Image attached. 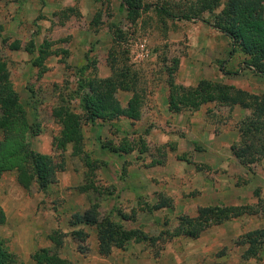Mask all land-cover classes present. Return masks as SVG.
Returning a JSON list of instances; mask_svg holds the SVG:
<instances>
[{
  "label": "rangeland",
  "instance_id": "obj_1",
  "mask_svg": "<svg viewBox=\"0 0 264 264\" xmlns=\"http://www.w3.org/2000/svg\"><path fill=\"white\" fill-rule=\"evenodd\" d=\"M194 1L142 0L149 8L133 18L120 0H82V15L75 5L68 17L56 12L42 37L58 44L52 48L59 52L60 67L54 59L46 61L44 75L37 73L39 67L32 73L15 66L7 46H0L27 121L39 129L28 138L33 151L51 154V138L60 128L51 112L61 107L80 112L84 88L78 89V79L109 76L111 48L136 72L142 98L138 120L120 117L83 125L80 144L65 147L64 170L44 191L34 186L23 190L13 172L1 176L0 201L7 195L10 209H4L8 220L0 227V239L16 264H34L29 255L51 247L46 236L53 230L63 234L55 253L69 264H264V240L257 243V237L250 246L245 237L264 227V160L243 167L229 151L238 141L237 123L250 111L216 102L197 109L181 105L176 113L167 108L171 85L193 89L206 81L264 95V77L243 65V55L231 52L227 37L198 19L177 17ZM200 16L210 21L209 13ZM22 38L26 44L28 34ZM129 97L128 92L116 93L122 106ZM84 186L88 190L79 192ZM161 201L168 205L152 209ZM92 205L99 220L138 229L148 242L131 239L99 255L95 228L68 223L72 214ZM203 207H249L254 212L211 225L197 238L171 235L179 216L193 219ZM73 230L85 232L83 242L72 238Z\"/></svg>",
  "mask_w": 264,
  "mask_h": 264
},
{
  "label": "trees",
  "instance_id": "obj_2",
  "mask_svg": "<svg viewBox=\"0 0 264 264\" xmlns=\"http://www.w3.org/2000/svg\"><path fill=\"white\" fill-rule=\"evenodd\" d=\"M126 13L132 18L144 6L142 0H120ZM217 13H213L215 9ZM161 8H157L160 11ZM74 12L73 8H64L60 14L66 17ZM209 13L210 21L203 19L200 14ZM166 16L170 14L163 10ZM68 14V15H66ZM99 18L100 14L95 15ZM178 18L198 19L219 33L227 37L231 44V52L238 50L243 55V65L255 74L264 77V0H196L181 13ZM98 21V20H97ZM95 24L97 22H94ZM8 49L16 50L17 41L7 45ZM28 52H32L33 45H25ZM50 43L43 41L37 48V56L32 65L43 72V61L50 55ZM115 50V49H114ZM113 48L108 51L107 63L110 75L104 78L84 77L78 79V89L84 92L78 98L79 113L68 108H58L51 112L59 125L58 133L51 138V154L33 151L28 138L36 136L39 129L27 121L25 110L19 102L18 95L9 77L7 62L0 56V178L4 173L13 172L16 183L24 190L34 186L44 191L56 181V175L64 170L63 152L68 144L77 148L82 139L83 125H93L97 121L109 122L117 118L130 121L139 119L142 98L137 90L138 76L124 58L116 56ZM62 54H67L61 50ZM37 74V76H38ZM118 91L130 93L124 106L116 98ZM216 102L223 105H238L248 109L250 114L237 123L238 141L229 147L231 155L239 165H249L264 159V95H252L214 82L202 81L193 89H184L171 85L167 96L168 111L176 113L181 105L197 109L203 103ZM111 152L119 153L120 148L103 146ZM88 186L78 187L79 192L88 190ZM168 203L161 201L152 206L159 209ZM148 210V207H147ZM251 214L249 207H203L198 208V216L188 219L178 217V224L171 232L172 236L197 238L206 228L218 225L230 218L241 216L242 213ZM4 222V215L0 210V224ZM69 226H90L95 228L97 253L106 256L111 248H121L129 240L147 241L148 237L138 229L125 230L107 218L98 219L96 206L74 213L69 218ZM72 238L79 243L86 238L85 232L73 230ZM63 234L57 230L47 234L46 239L50 248H39L33 251L29 258L34 264H69L60 258L55 250L62 244ZM248 245L251 246L257 237V243L264 240V227L245 234ZM252 237V238H251ZM151 240V239H150ZM152 241V240H151ZM251 251V250H249ZM0 264H16V256L7 250L3 239H0Z\"/></svg>",
  "mask_w": 264,
  "mask_h": 264
},
{
  "label": "crops",
  "instance_id": "obj_3",
  "mask_svg": "<svg viewBox=\"0 0 264 264\" xmlns=\"http://www.w3.org/2000/svg\"><path fill=\"white\" fill-rule=\"evenodd\" d=\"M74 5L76 7L78 6L79 12L82 15L84 13L82 0H0V46L6 47L14 41L18 43L16 50H10L6 47L10 54L8 57L10 62L15 61V66L20 64L29 72L33 69L31 72L35 73L37 69L31 62L37 56V48L45 41L42 36L46 30V26L51 23V21H53V23L55 22L54 16L56 17V12L60 13L61 10L68 7L74 8ZM59 24L58 26H62L61 23ZM22 33L28 34V42L26 44L23 43ZM29 42L33 45L32 52H28L25 49V45ZM52 47L55 49V47H58V44L54 43L52 46L50 43V48ZM53 48L52 50L49 49L51 53L45 58L43 63L54 59L55 61L53 62L56 64L55 66L58 70L60 67V63L57 62L59 59V52L54 51ZM21 70L18 69L20 78L23 75ZM44 73L45 72L42 74L44 75ZM8 200L10 199H8L6 195L0 201V210L4 215V222L0 224V227L5 226L8 220L7 212L5 213L4 211V209L8 211L10 209L7 205ZM12 207L14 206L11 205V208Z\"/></svg>",
  "mask_w": 264,
  "mask_h": 264
}]
</instances>
